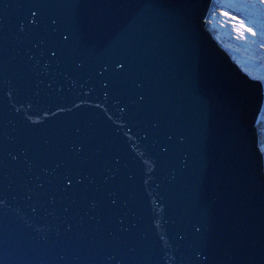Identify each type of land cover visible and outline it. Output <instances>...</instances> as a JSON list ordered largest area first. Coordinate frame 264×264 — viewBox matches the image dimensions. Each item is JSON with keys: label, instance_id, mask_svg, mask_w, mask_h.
I'll return each instance as SVG.
<instances>
[{"label": "water", "instance_id": "1", "mask_svg": "<svg viewBox=\"0 0 264 264\" xmlns=\"http://www.w3.org/2000/svg\"><path fill=\"white\" fill-rule=\"evenodd\" d=\"M211 0H0V264H264L262 88Z\"/></svg>", "mask_w": 264, "mask_h": 264}, {"label": "rangeland", "instance_id": "2", "mask_svg": "<svg viewBox=\"0 0 264 264\" xmlns=\"http://www.w3.org/2000/svg\"><path fill=\"white\" fill-rule=\"evenodd\" d=\"M238 3L239 0H216L214 2L215 9L213 13L210 15L207 28L214 32V35L219 39V41L222 43V45L225 47L226 50H228L234 58V61L239 65L247 66L248 69H242L243 72L247 73L252 79H261L264 81V73L263 77L255 76L256 73H262L263 72V64H260L256 68H252L250 64L246 63L245 60L242 58L240 54V49L238 47H235L233 43H237L239 40H242L244 42L257 41L259 39H262L261 36L255 35V39L253 38H242L239 39V33L244 32L247 33L246 26L243 23V21L240 19V14L234 13L227 8L225 3ZM227 16L230 18V20L227 22H223L221 19L222 16ZM255 51L254 47H251L249 53L253 54ZM257 59V58H255ZM255 127L257 129V133L260 135L259 141H258V147L260 151L262 152L264 158V109L261 110L258 114L257 120L255 122ZM258 135V136H259ZM264 164V161H263Z\"/></svg>", "mask_w": 264, "mask_h": 264}, {"label": "bare ground", "instance_id": "3", "mask_svg": "<svg viewBox=\"0 0 264 264\" xmlns=\"http://www.w3.org/2000/svg\"><path fill=\"white\" fill-rule=\"evenodd\" d=\"M225 5L227 6V8H229L230 11L240 14V19L243 21V23L246 26L247 33L240 32L239 39L246 38V37L253 38L255 35H259L262 37V39H259L257 41L253 40V44H252V41L244 42L242 40H239L237 43H233L235 47H238L240 49V54L242 58L245 60V62L250 64L252 68H256L260 64L264 63V0H239L238 3L227 2L225 3ZM221 16H222L221 19L223 20V22L228 23L230 18L224 15H221ZM251 47L255 48V51L253 54L249 53ZM228 54L231 56L229 52ZM231 59L233 62H235L234 58L231 57ZM237 66L241 70L248 69L247 66H243L241 64L239 65L237 64ZM263 73H264V66H263V72L262 73L257 72L255 76L263 77ZM257 80H259L261 84V88H262L261 108L263 110L264 109V81L261 79H257ZM256 134L258 136L257 132Z\"/></svg>", "mask_w": 264, "mask_h": 264}, {"label": "trees", "instance_id": "4", "mask_svg": "<svg viewBox=\"0 0 264 264\" xmlns=\"http://www.w3.org/2000/svg\"><path fill=\"white\" fill-rule=\"evenodd\" d=\"M216 0H211V5H210V7H209V10H208V13H207V17H206V22L208 23V20H209V17H210V15L213 13V11H214V9H215V4H214V2H215ZM206 28H207V24H206ZM208 29V28H207ZM211 31V30H210ZM212 32V34L214 35V32L213 31H211ZM215 36V35H214ZM216 37V36H215ZM221 44V43H220ZM259 135V134H258ZM259 138H260V135H259ZM263 161H264V158H263Z\"/></svg>", "mask_w": 264, "mask_h": 264}]
</instances>
